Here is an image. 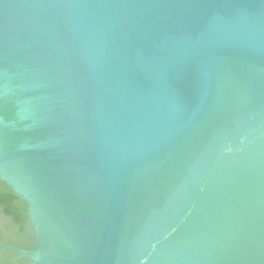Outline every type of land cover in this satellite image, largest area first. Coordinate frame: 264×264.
<instances>
[{"label": "water", "instance_id": "95a60500", "mask_svg": "<svg viewBox=\"0 0 264 264\" xmlns=\"http://www.w3.org/2000/svg\"><path fill=\"white\" fill-rule=\"evenodd\" d=\"M0 179L40 264H264V0H0Z\"/></svg>", "mask_w": 264, "mask_h": 264}, {"label": "flooded vegetation", "instance_id": "af4514ba", "mask_svg": "<svg viewBox=\"0 0 264 264\" xmlns=\"http://www.w3.org/2000/svg\"><path fill=\"white\" fill-rule=\"evenodd\" d=\"M26 216L28 218L27 229L19 234L8 227L7 221L0 219V264H40L30 254L16 250L34 251L39 247L40 237L36 225L30 217L28 204ZM15 238L20 239L23 247H17L10 243Z\"/></svg>", "mask_w": 264, "mask_h": 264}, {"label": "trees", "instance_id": "16d2710c", "mask_svg": "<svg viewBox=\"0 0 264 264\" xmlns=\"http://www.w3.org/2000/svg\"><path fill=\"white\" fill-rule=\"evenodd\" d=\"M26 213V201L0 179V219L7 221L8 227L19 234L27 229L28 218ZM10 243L17 247H23L19 238L11 240Z\"/></svg>", "mask_w": 264, "mask_h": 264}]
</instances>
